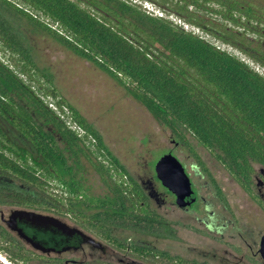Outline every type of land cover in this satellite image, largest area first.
<instances>
[{
    "label": "trees",
    "instance_id": "1",
    "mask_svg": "<svg viewBox=\"0 0 264 264\" xmlns=\"http://www.w3.org/2000/svg\"><path fill=\"white\" fill-rule=\"evenodd\" d=\"M14 15L122 86L190 151L226 204L184 131L257 198L254 166L264 168V75L252 65L264 69V0H0V122L27 144L20 148L0 123V205L69 219L144 264H209L172 255L136 236L177 239L173 223L152 207L149 194L109 151L102 135L37 65L12 22ZM47 98L62 112L66 108L83 133L71 130ZM61 142L76 161L91 164L109 196L87 193ZM0 254L10 264H127L100 256L67 260L43 254L1 223Z\"/></svg>",
    "mask_w": 264,
    "mask_h": 264
},
{
    "label": "rangeland",
    "instance_id": "2",
    "mask_svg": "<svg viewBox=\"0 0 264 264\" xmlns=\"http://www.w3.org/2000/svg\"><path fill=\"white\" fill-rule=\"evenodd\" d=\"M142 5L147 10L160 14L148 1H142ZM12 22L30 47L37 65L51 75L60 96L76 108L102 135L109 151L126 168L130 176L141 184L147 193L152 192V207L173 223L177 239L136 236L146 239L160 250L189 260L196 259L209 264H264L259 254L260 238L264 234V209L261 204L264 202V187L258 190L259 187L255 186L258 183L260 166H254V194L257 195V198H254L240 187L207 149L190 133L184 131L191 147L219 184L226 200L224 204L214 193L190 151L140 103L130 97L113 78L74 54L25 18L14 15ZM252 66L264 75V69ZM12 94L27 105L37 119L44 122L25 99L19 98L15 91H12ZM0 123L10 139L20 148L27 146L10 126ZM48 126L46 123V127ZM61 146L64 148L68 164L87 193L99 198L109 196L91 164L85 159L76 161L62 142ZM167 153L172 154L181 163L192 183L195 202L187 208H180L175 204L174 195L161 185L155 175L156 162ZM15 208L18 207L0 205V217H7ZM62 220L76 226L69 219ZM0 223L3 224L1 218ZM117 233L123 236L132 235L120 230ZM102 243L106 246L105 254L86 245L79 251L67 252L61 257L71 260L100 256L127 264H144L112 249L105 242ZM0 259V264L8 262L1 254Z\"/></svg>",
    "mask_w": 264,
    "mask_h": 264
},
{
    "label": "water",
    "instance_id": "3",
    "mask_svg": "<svg viewBox=\"0 0 264 264\" xmlns=\"http://www.w3.org/2000/svg\"><path fill=\"white\" fill-rule=\"evenodd\" d=\"M155 175L161 185L175 196V204L186 208L195 201L191 181L181 163L170 153L155 164ZM5 227L33 250L43 254L61 255L89 246L106 253V246L77 226L50 214L15 208L7 217L1 215ZM259 254L264 263V234L260 238ZM4 264H6L4 262Z\"/></svg>",
    "mask_w": 264,
    "mask_h": 264
},
{
    "label": "built area",
    "instance_id": "4",
    "mask_svg": "<svg viewBox=\"0 0 264 264\" xmlns=\"http://www.w3.org/2000/svg\"><path fill=\"white\" fill-rule=\"evenodd\" d=\"M46 102L48 106L53 109L62 119H64L66 125L73 131L78 134H82L83 130L76 123L72 121V119L68 116V111L66 108H63V112L56 106L52 99L47 98Z\"/></svg>",
    "mask_w": 264,
    "mask_h": 264
},
{
    "label": "flooded vegetation",
    "instance_id": "5",
    "mask_svg": "<svg viewBox=\"0 0 264 264\" xmlns=\"http://www.w3.org/2000/svg\"><path fill=\"white\" fill-rule=\"evenodd\" d=\"M256 171V170H255ZM254 179L256 178V174L254 175V177H253ZM192 184V183H191ZM255 186H258L259 187V189L258 190H260L262 187H264V168H262V167H260V172H259V178H258V183H257V185H255ZM165 188V187H164ZM193 189V188H192ZM171 193V192H170ZM149 194V196H151V195H153L152 194V192H149L148 193ZM172 194V193H171ZM194 194V193H193ZM173 195V194H172ZM175 197V196H174ZM192 197H193V195H192ZM195 202V201H194ZM193 202V203H194ZM193 203H191V204H193ZM263 204H264V202H262ZM190 204V205H191ZM189 205V206H190ZM188 207V206H187ZM186 207V208H187ZM264 209V208H263ZM1 218V217H0ZM4 225V224H3ZM5 226V225H4ZM72 252V251H71ZM67 253V252H66ZM64 254V253H63ZM105 254V253H104ZM59 256H62V254L61 255H59Z\"/></svg>",
    "mask_w": 264,
    "mask_h": 264
},
{
    "label": "bare ground",
    "instance_id": "6",
    "mask_svg": "<svg viewBox=\"0 0 264 264\" xmlns=\"http://www.w3.org/2000/svg\"><path fill=\"white\" fill-rule=\"evenodd\" d=\"M0 260H1V259H0ZM2 262H3V261H2ZM4 262H5V261H4ZM4 262H3V263H4ZM5 263H6V264H9L8 262H5Z\"/></svg>",
    "mask_w": 264,
    "mask_h": 264
}]
</instances>
